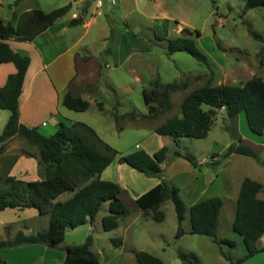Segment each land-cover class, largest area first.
Masks as SVG:
<instances>
[{
  "label": "rangeland",
  "instance_id": "1",
  "mask_svg": "<svg viewBox=\"0 0 264 264\" xmlns=\"http://www.w3.org/2000/svg\"><path fill=\"white\" fill-rule=\"evenodd\" d=\"M67 1L70 7L64 18H69L81 7L79 0ZM113 1L114 6L110 0H102L100 8H94L95 0L85 2L88 9L93 10L95 20L86 36L90 51L81 54L96 55L98 64L97 80L83 85L84 93L89 96L88 107L84 111H73L59 104L57 111L72 121L87 125L120 155L135 149L152 153L164 146L165 158L158 176L146 177L124 163L119 164L115 157L102 177L118 185L119 198L129 210L128 215L118 219L114 228L104 230L100 219L107 214L108 204L103 202L93 223L66 228L61 244H81L90 236V250L96 254L98 264H137L133 250L146 251L163 264H231L224 255L234 261L245 253L241 237L231 228L240 182L244 177L259 182L261 191L257 197L264 199V168L250 156L235 153L225 156L224 153L237 139L260 143L264 133L260 136L251 133L242 112L228 118L223 109H217L212 115V124L203 138L181 136L173 140L168 135L156 134L153 129L170 117L180 116L179 104L183 96L208 80L211 85H238L254 75L264 78V6L243 12L242 0H162L160 11H157L161 14L158 19L151 20L149 13L155 9L152 1ZM1 2L0 17L6 18L10 14L8 4L13 0ZM62 2L64 0H19L15 12L19 14L25 8L48 10ZM96 10L101 14H96ZM175 17L191 31L190 34L175 31ZM177 36L190 38L206 57V63L181 51L167 54V39ZM155 78L162 84L174 82L180 87L167 91L169 109L151 113L144 104L142 89H151L150 83ZM201 107L207 109L206 105ZM0 112L8 117L7 110ZM6 119H0V132ZM7 153V159L0 156V190L7 187L3 182L5 171L10 168L13 157L20 154L35 156V162L29 160L33 166H28L27 173L31 169L33 172L27 177L34 176V171L42 176L35 146L15 137L9 142ZM256 153L264 158V150ZM160 180L175 187L184 204L180 222L183 234L179 237H175L177 218L170 200L160 203L158 209L162 219L159 221L152 218L151 210H140L134 203L135 194ZM70 195L71 192H63L56 200L62 201ZM209 197H218L222 202L214 237L189 230L188 207ZM47 219V214H38L31 207L22 214L9 208L1 210L0 239L10 238L16 229L24 234L34 233L46 227ZM113 238H119L120 244ZM222 239L231 241L232 246L220 242ZM178 253L188 260L180 259ZM262 253L254 254L242 264H264V259L257 258ZM40 254L36 251L7 256L11 261L26 264L37 256L40 258ZM48 258L49 264H60L53 262L56 255L51 252L46 255V260Z\"/></svg>",
  "mask_w": 264,
  "mask_h": 264
},
{
  "label": "trees",
  "instance_id": "2",
  "mask_svg": "<svg viewBox=\"0 0 264 264\" xmlns=\"http://www.w3.org/2000/svg\"><path fill=\"white\" fill-rule=\"evenodd\" d=\"M242 1L243 12L249 8L264 6V0ZM68 9L69 4L47 12L32 9L24 12L14 23L0 19V63L10 62L15 68V72L8 74L0 86V109L8 111V117L0 132V152L4 149L6 141L13 136L25 140L37 149V164L42 175L39 179L30 181L4 176L3 182L7 187L0 190V211L6 208L31 207L38 214L48 215L45 228L31 234H24L19 230L12 238L0 239V248L21 244H44L64 251L62 264H98L96 254L90 250L91 237L87 236L81 244L62 245L65 229L85 222L93 223L103 202H107L108 212L100 219L101 227L104 230L114 228L118 219L127 216L129 210L119 198L118 185L101 179L100 173L116 157L119 164L124 163L146 177L158 176L166 149L161 146L151 154L136 149L120 155L81 122H73L70 125L58 122L55 131L48 136L19 122L18 99L29 58L13 51L4 40L30 41ZM80 21L81 17L77 16L68 24L74 25ZM180 32L191 33L186 27L181 28ZM193 32L198 36L196 30ZM178 51L206 63V57L186 36L167 39V54ZM150 84L151 89H142L148 112L156 113L169 109L167 91L180 86L174 82L162 84L158 78ZM61 103L73 111H84L88 107L86 100L71 95L69 91L63 94ZM201 105H206L207 109L203 110ZM179 109L180 116L164 120L153 131L158 135H168L173 140L181 136L203 138L212 124V115L217 109H223L228 118L242 112L248 130L260 136L264 131V78L254 75L238 85H211L208 80L202 86L186 93L180 101ZM175 153L179 155L177 151ZM231 153L250 156L264 168V158L239 140L230 143L224 155ZM260 189L261 184L253 179L244 177L240 182L231 228L241 237L245 253L234 261L229 255H224L231 264H242L247 258L264 251V247L257 246L258 238L264 233V199L257 197ZM66 191L71 192L67 199L56 200L58 195ZM167 199L173 204L177 218L175 237H179L183 234L180 222L185 207L175 187L160 180L138 195L134 203L140 210H151L152 218L159 221L162 219V212L158 207ZM221 204L218 197H209L191 204L187 210L190 232L214 237ZM113 240L120 244L119 238ZM213 240L216 241L215 238ZM220 242L232 246L231 241L222 239ZM132 253L137 264H163L159 258L146 251L133 250ZM177 256L188 260L182 253ZM0 264L7 263L0 258Z\"/></svg>",
  "mask_w": 264,
  "mask_h": 264
},
{
  "label": "crops",
  "instance_id": "3",
  "mask_svg": "<svg viewBox=\"0 0 264 264\" xmlns=\"http://www.w3.org/2000/svg\"><path fill=\"white\" fill-rule=\"evenodd\" d=\"M18 1L19 0H13L12 3L10 2L8 4L10 14L6 18L0 17L3 22L11 21L14 23L21 14L32 10L30 8H25L19 14H16L15 10L19 4ZM149 1L153 2V6L155 8L151 11V13H149V19H158V16L161 13L159 12L158 15L157 11H160L159 7L163 4V1ZM79 2L81 7L78 9V12H72L69 18H64L63 15L66 13L65 12L42 32L37 34L32 40H4V42L7 43L13 51L20 52L29 58V63L24 75L21 92L18 99V120L25 126L34 127L38 132L45 136L51 135L55 131L58 122H62L66 125L76 122L64 117L57 111V106L59 104L62 105L61 100L63 94L66 91H69L71 95L79 96L88 102L89 96L84 93L83 85L86 83L92 84L97 80V56L94 54H81L82 52L90 51L89 47L87 46L88 40L86 39V36H88L90 32L89 29L94 23V12L93 10L88 9V5L85 3L87 0H79ZM0 4H2V2ZM65 4L70 5V2L64 0V2H62V4L57 7ZM110 4L114 6L115 1L110 0ZM122 4L123 2L121 1V5ZM101 6L102 0L100 6H97L96 3L94 4V8H100ZM55 8L42 11L47 12ZM83 9L84 11L82 12ZM95 12L98 15L101 14L99 10H96ZM85 15H88L87 19H85ZM77 16L81 17V21L78 24H68L72 18ZM143 16H147V14H143ZM173 21L176 25L175 31H178L179 33L180 29L184 27L183 23L180 20L177 21L176 17L173 19ZM77 25L79 26V29L76 28ZM14 72L15 68L12 63H0V86L3 85L7 75ZM6 117L7 116H5L4 113L0 112L1 121L5 120ZM15 137L17 136H13L7 140L5 143L7 145L4 146V149L0 152V156L4 159L9 158L7 153L8 144ZM240 142L247 143V145H249L256 152H263L264 150L263 138L261 139L260 143H256V141L252 140H240ZM34 157L35 156L33 155H30L29 157H23L21 154L14 156L12 164H10V168L5 171L6 176H12L15 179L25 181L39 179L40 177L36 171H34V176L27 177L30 176L28 174L33 172L31 169V172L27 173V168L28 166L32 168L31 166H33V164L31 165L29 160L35 162ZM112 163L113 162H111L108 166H110ZM108 166L106 168H108ZM106 168L99 175L101 179H105L102 177V174L105 172ZM145 191L146 189L142 190L138 194H135L133 196L134 199ZM9 209L12 211L14 210L15 213L22 214L27 208ZM16 216L17 218L19 217L18 214H16ZM9 223L10 222H7L6 224ZM1 225L3 226L5 224L1 223ZM17 231H19V229L14 230L12 235L14 236ZM12 235L9 237L12 238ZM257 246L264 247V233L258 238ZM51 248L52 247L46 246L44 244H21L17 246H10L7 248H0V258L7 264H19L18 261L15 262L14 260H9L7 254L10 253L11 255L22 256L25 253H33L38 251L42 253V255L40 254L39 256L40 258L37 256L34 261H29L26 264H49L50 256H48L49 258L46 260V255L50 254L51 252L52 255H56V259L53 258V262L57 261L58 263L62 264L65 256L64 251L61 249H58V251H53ZM262 254L258 255L259 257L257 258L259 260L264 259V253Z\"/></svg>",
  "mask_w": 264,
  "mask_h": 264
},
{
  "label": "built area",
  "instance_id": "4",
  "mask_svg": "<svg viewBox=\"0 0 264 264\" xmlns=\"http://www.w3.org/2000/svg\"><path fill=\"white\" fill-rule=\"evenodd\" d=\"M112 2V1H111ZM95 3L97 4V6H100L101 4V0H96Z\"/></svg>",
  "mask_w": 264,
  "mask_h": 264
}]
</instances>
